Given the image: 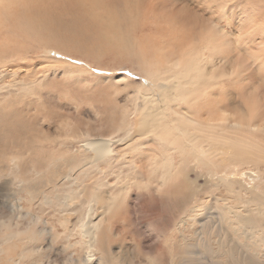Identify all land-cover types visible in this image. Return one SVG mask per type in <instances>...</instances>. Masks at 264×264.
Instances as JSON below:
<instances>
[{
  "label": "rangeland",
  "instance_id": "374dc122",
  "mask_svg": "<svg viewBox=\"0 0 264 264\" xmlns=\"http://www.w3.org/2000/svg\"><path fill=\"white\" fill-rule=\"evenodd\" d=\"M121 1L100 4L113 11L114 5L124 6ZM141 1L138 19L148 28L165 25L164 15L183 9L188 23L195 20L194 33L187 26L177 36L150 28L141 37L133 32L134 22L115 9L114 20L108 10L91 18L73 8H99L91 0H53L54 15L38 17L31 8L38 0H0V264H228L230 245L239 256L253 259L256 253L253 260L264 264V240L237 236L220 212V205L236 204L239 192L212 169L188 161L164 182L170 159L182 162L171 154L174 145L155 134L133 141L123 135L136 133L143 100L156 87L150 77H161L165 63L174 69V62L190 61L197 52L198 64L214 76L213 103L220 101L212 104L214 114L221 104L243 122L253 121L256 110L263 114L264 71L253 59L264 47V4L168 0L170 6L154 13L149 0ZM145 12L150 15L143 20ZM128 15L135 19L134 11ZM240 134L253 137L264 151V128ZM97 138L111 139L115 153L86 159L83 144ZM245 170H258L259 176L252 182L249 173L239 175L242 185L264 188V161H247L240 173ZM107 203L99 251L91 257L81 227L100 219Z\"/></svg>",
  "mask_w": 264,
  "mask_h": 264
},
{
  "label": "bare ground",
  "instance_id": "6f19581e",
  "mask_svg": "<svg viewBox=\"0 0 264 264\" xmlns=\"http://www.w3.org/2000/svg\"><path fill=\"white\" fill-rule=\"evenodd\" d=\"M85 1L87 0H83V2ZM91 1H92L91 4L100 5L99 8H94V6H89L88 3L81 5V7L73 6V8H81L83 11V15L86 17H91V18H92V14L94 17L99 16V11L101 9L108 10L109 15L112 16L111 13H113L115 9L116 11L121 13L119 16L120 18H123L126 16L130 21L134 22L133 32L135 33V35H139L141 37H142V33L145 31H149L148 29L150 28L157 29V32L169 30L172 33H174L175 36H177L178 34H182L181 32L182 28L183 27L186 28L187 26L188 28L186 29L190 33L193 31V29L195 28V24H196L195 20H192L193 18L191 20L194 22L190 21L191 23H188L189 21L187 20H190V19H187L186 17H184L183 9H180L181 11H183L182 13L180 12V10L178 11L176 10V12L172 13L173 11H175L173 10L171 14L169 13L166 14L168 12L167 11L168 8H167L165 9L166 12L163 11L165 12L164 14H166L167 16L162 14L167 19L166 24L162 26L158 22H155V25L153 27L148 28L147 23L141 22L138 19L143 9L142 8L143 1L141 0H122L121 3L124 6L116 7V5H114L113 11L109 8V6L107 7L106 4L104 8H101L102 4H100V2L103 0H91ZM259 1H261V3L263 2L262 4H264V0H259ZM52 2L53 0H38V6L31 7L39 11L35 13V16L38 17L40 15H45L47 13L54 15V12L57 8L55 5H51ZM62 4L64 3L62 2ZM168 5L169 6L171 5V2L168 0H149V6L154 10V13H156L158 9L166 7ZM86 6L89 9L86 8ZM133 11L135 13V19L131 18L128 15V13L133 12ZM263 14H264V11H263ZM149 15H150V12L143 13V20L145 18H148ZM111 18L115 20L113 16ZM185 20L187 21L186 24L188 25L180 24V23H183V21ZM261 31H264V29ZM193 33L194 32H192L191 34ZM217 37L218 36H216V39H218ZM262 38H264V33H263ZM164 42H166V40H164ZM221 42L223 45H226V43H229V41H226V40H222ZM260 42L263 44L264 39L261 40ZM261 43H260V46L262 45ZM228 45L230 46L231 42L230 44H227L226 46ZM256 45H259V44H256ZM261 51H262L261 55L259 56L254 55V57L256 56L257 57L254 58L253 60H254V63L260 60L259 63H261L262 69L264 71V47L262 46H261ZM198 56H199V52H197L195 56H192L190 61H185L184 59H180V61L174 62V69L171 67H168L165 63L164 64L165 73L162 74L161 77H159V75H154L150 77L151 79L150 83L153 86H156V87H153L155 89L154 90L155 92L153 91L155 94L153 92L152 93L150 92L147 94L148 95L147 99L143 100L144 101L143 102L144 111L143 113L140 114L142 115L140 116L141 118L138 117L136 133L133 130L134 135H131V136L128 134H123V135H125L124 136L125 138L129 140L132 139L133 141L134 140L133 138L136 135L138 137V135L143 136V135L155 134L161 137V142L165 144L174 145L175 151L172 152L171 154L178 155L181 158L182 162H179L178 164H176L173 159H170V162L167 165L168 174L166 178L164 179V182H167L168 180L167 177L170 175V172L172 170L179 172L178 170L179 165L186 163V161H188V163L194 166H197V167L205 166V167H208L209 169H212V171H214L216 176L218 175V177L221 180H224L227 182L228 187H231L232 189L234 188L237 192H239L241 196H243L241 197L240 195H237V197H235V200L237 202L236 204H234V206L233 204L232 205L229 204L230 202L229 203L226 202L219 206L220 212L223 214V216L226 219L229 218L231 221L230 225L232 227L230 229H232V231L235 234H237V236L241 233H244V235H246L248 239L249 238L251 239V235H253L254 237L260 236L264 240V188H262V186L260 188L259 185H256L253 183H251L253 184V186L252 185L251 186L249 185L250 187L244 186L240 183L241 178L238 177L239 175L240 177H242V175L244 176V174L249 173L248 175L252 177V178L248 177L250 178V181L253 179L252 182H256V180L254 181V178L256 176H259L258 173L256 172L258 170L253 171L252 173H250L252 170L250 172H247L245 170L246 172L240 173V166L243 165L244 163H247V161L254 162V163H260L264 161V151H262L263 149L262 150L260 149L261 147L257 146V144L254 142L255 141L254 138L251 137L253 138L254 140L253 141L247 135H245L247 136L245 137L244 134L242 135L240 133H241V130L243 129H247V131L251 129V132H252V130H261L262 128H264V115H263L264 113L262 112L263 114H261L260 112V116H259L257 114L258 111L256 110V107L251 106V107H254L256 110V112L254 111L251 114L252 117L254 116L253 117L254 120L251 121V119H249L247 122L246 121L243 122L240 119L231 118L229 115L231 114V112H229L231 111L230 106L221 104L222 106H218L219 110L221 111L219 115H217V113L214 114L215 110L211 109L212 104L214 106L215 104L220 103V101L218 103L216 102L213 103L215 101L214 100L215 94L211 92V88H213V86L215 85V83L213 82L214 76L211 77L212 75L210 76V74L207 72L208 69H206L205 65L203 64V61H201L203 65L198 64ZM250 58L252 57L250 56ZM212 61L213 60H211V62L208 61L207 63H212ZM210 78H212V81ZM157 79L159 80L156 81ZM251 101L252 100H250V102ZM254 104L255 103H253L252 105ZM255 105L257 106V103ZM207 107H209L210 109L208 110ZM258 107L260 108V106ZM202 110H207V111H202ZM243 119H245V117ZM130 127L134 129V127L132 126ZM256 141L258 142V140ZM112 143L113 141H111V139H104V138H99V139L97 138L89 142L86 141V143L83 144V147L85 148V151H86L84 154L85 158L86 159L91 158L95 161L96 160L98 161V159H101V158L103 159L104 157H110L111 155H113V153H115L114 148L112 147L113 146ZM90 162L91 161H89V163ZM219 165L220 167H222V169L220 168L221 173L219 172L220 170L216 171V168H215V167H218ZM213 168L215 169L213 170ZM257 184H259V182ZM253 193H258L259 195H256V196L252 195V197L250 198V194H253ZM238 196L241 197L240 198L241 200L243 198V203H241V200L239 199ZM219 198L216 199V201H219ZM67 200L68 199H66L63 203L66 204ZM240 203L242 205L243 204L245 205L240 206ZM219 204H221V202ZM194 207L196 206H193V208ZM110 209H111V205H109L108 203L105 204L104 210L102 208L103 211L102 213L99 214V216H101V218L99 217L100 219L98 220L96 219L97 221H90L84 227L83 226L81 227L83 235L88 237V248L90 249V253L88 255H90L91 257L92 255H94V252L97 249L96 245L98 244V240H99L98 232L101 230V220L103 218L102 215L106 214ZM192 213L195 216L196 209H193ZM221 213L220 215L221 217H223ZM89 216L90 214H88V217ZM232 223H234V225ZM222 224L228 225L225 223H222ZM232 231H229V232H232ZM8 234L9 235H7V237H10L11 233H8ZM229 236L231 237V235ZM3 238L5 237L3 236ZM230 239L232 241L233 238H229V240ZM228 243H230V241H228ZM222 247L225 248L224 245ZM257 247L260 248V246H256V248ZM256 248L254 245V248L252 249H256ZM97 250L99 251V249ZM237 250L238 249H235L233 245L229 246L228 248L229 257L227 258H229L230 260L228 264H258L259 263V262L256 263L253 260L254 258L256 259L257 257V255L256 257L254 256L256 254L255 252H254L255 254L253 253L254 254L253 259H251L249 256H252V255H249L247 253L246 254L244 253L242 256H239ZM225 252L227 253V250ZM248 253H251V251H249Z\"/></svg>",
  "mask_w": 264,
  "mask_h": 264
}]
</instances>
